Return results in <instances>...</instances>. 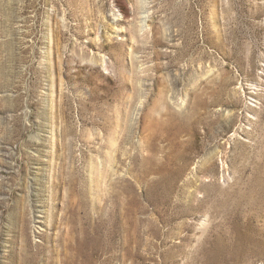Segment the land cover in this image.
<instances>
[{
    "label": "rangeland",
    "instance_id": "rangeland-1",
    "mask_svg": "<svg viewBox=\"0 0 264 264\" xmlns=\"http://www.w3.org/2000/svg\"><path fill=\"white\" fill-rule=\"evenodd\" d=\"M0 264H264V0H0Z\"/></svg>",
    "mask_w": 264,
    "mask_h": 264
}]
</instances>
